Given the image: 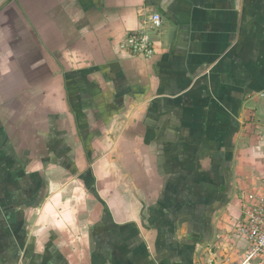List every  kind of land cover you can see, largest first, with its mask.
<instances>
[{"label": "crops", "instance_id": "0c3cea01", "mask_svg": "<svg viewBox=\"0 0 264 264\" xmlns=\"http://www.w3.org/2000/svg\"><path fill=\"white\" fill-rule=\"evenodd\" d=\"M263 128L264 0H0V264H241Z\"/></svg>", "mask_w": 264, "mask_h": 264}, {"label": "built area", "instance_id": "2783aa9c", "mask_svg": "<svg viewBox=\"0 0 264 264\" xmlns=\"http://www.w3.org/2000/svg\"><path fill=\"white\" fill-rule=\"evenodd\" d=\"M138 17L139 25L126 34L123 48L132 56L150 59L157 52L154 34L162 19L145 8L138 11ZM260 139L264 142V128ZM235 230L245 243L241 264L264 263V188L254 186L241 195Z\"/></svg>", "mask_w": 264, "mask_h": 264}, {"label": "rangeland", "instance_id": "374dc122", "mask_svg": "<svg viewBox=\"0 0 264 264\" xmlns=\"http://www.w3.org/2000/svg\"><path fill=\"white\" fill-rule=\"evenodd\" d=\"M262 162H264V157H262ZM264 164V163H263ZM264 166V165H263ZM262 169H264V167H262ZM258 171H260V170H258ZM258 171H257V173H258Z\"/></svg>", "mask_w": 264, "mask_h": 264}]
</instances>
